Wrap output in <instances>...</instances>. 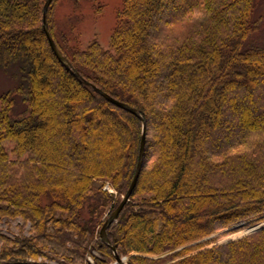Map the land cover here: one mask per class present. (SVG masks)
<instances>
[{
  "label": "trees",
  "instance_id": "1",
  "mask_svg": "<svg viewBox=\"0 0 264 264\" xmlns=\"http://www.w3.org/2000/svg\"><path fill=\"white\" fill-rule=\"evenodd\" d=\"M58 1L45 16L56 48L144 122L138 177L105 231L117 256L264 264V229L208 249L213 239L199 242L264 220V15L253 17L255 1L122 0L108 48L93 39L83 50L57 33ZM44 2L0 0V69L19 75L0 94V220L21 222L14 237L0 235V264H110L98 232L133 176L141 122L56 61Z\"/></svg>",
  "mask_w": 264,
  "mask_h": 264
},
{
  "label": "rangeland",
  "instance_id": "2",
  "mask_svg": "<svg viewBox=\"0 0 264 264\" xmlns=\"http://www.w3.org/2000/svg\"><path fill=\"white\" fill-rule=\"evenodd\" d=\"M254 1L255 8L252 13L254 14L253 17L255 19H260L264 15V0ZM121 2L122 0H95L94 3H90L89 0H59L54 5V9L52 11L57 28V33L65 39L68 46L74 49L83 50L86 45L93 39L96 40L101 48L107 49L110 34L116 23V11L120 8ZM261 32L262 29H259L256 35L255 42L261 41ZM14 70L15 69H12V67L7 69H0V94L11 90L19 82L18 72ZM107 141L108 143L110 142V145L114 143L117 146L118 144L114 140ZM197 171H195V173ZM102 189L106 190L107 193L115 194L107 183L103 185ZM237 224L224 228L217 233H214L209 237L199 241L202 242L213 239L211 243L206 245L203 249L227 244L239 238L258 232L253 231L256 228H264V220H261L254 225H243L239 228H235L234 226ZM20 226L21 222H19L18 220H0V235L5 236L6 238H12L18 233ZM21 229L23 233L26 234L28 227L27 225L25 227L22 226ZM91 255L94 257H98L96 251H92ZM121 258H123V263L126 264V257ZM87 259L88 263L92 264V258L90 256H87ZM37 260L40 261L39 258ZM246 261L249 264V259H247ZM239 262H243V260H240ZM110 264H114V262H111Z\"/></svg>",
  "mask_w": 264,
  "mask_h": 264
},
{
  "label": "water",
  "instance_id": "3",
  "mask_svg": "<svg viewBox=\"0 0 264 264\" xmlns=\"http://www.w3.org/2000/svg\"><path fill=\"white\" fill-rule=\"evenodd\" d=\"M52 2V0H45L43 7H42V19H41V27H42V31L45 37V40L48 44V47L51 51V53L53 54L54 58L56 59V61L66 70L68 71L78 82L82 83L83 85L89 87L94 93H96L97 95H99L102 99H104L106 102H108L109 104H111L112 106L121 109L133 116H135L137 119H139V121L141 122V134H140V139H139V147H138V153H137V160H136V165H135V169H134V173L133 176L131 178V181L129 183V186L125 192V194L122 196L119 204L116 206V208L110 213V215L106 218V220L104 221V223L102 224L101 228L99 229L98 232V238L101 241V243H103L104 245H106L112 252L114 259H115V264H125L123 263V258H119L115 252V248L113 246L110 245L107 236H106V228L107 226H109L112 222H114L117 218V215L119 214V212L122 210V207L124 206V204L127 202L129 195L134 187V184L136 182V179L138 177L139 174V170H140V166H141V162H142V155H143V146H144V122L141 120L139 114L137 113V111L127 105H125L124 103L118 102L112 98H110L109 96H107L106 94H104L103 92H101L99 89L95 88L94 86H92L91 84H89L88 82H86L83 78H81L79 76V74L70 66V64L68 63V61L62 56V54L59 52V50L56 48V46L54 45L50 35L48 34L47 31V26H46V20H45V16H46V11L48 6L50 5V3ZM246 223H240L235 225V228H239L243 225H245ZM233 227V228H234ZM264 228H256L253 231H259L262 230Z\"/></svg>",
  "mask_w": 264,
  "mask_h": 264
},
{
  "label": "built area",
  "instance_id": "4",
  "mask_svg": "<svg viewBox=\"0 0 264 264\" xmlns=\"http://www.w3.org/2000/svg\"><path fill=\"white\" fill-rule=\"evenodd\" d=\"M52 264H55V263H52Z\"/></svg>",
  "mask_w": 264,
  "mask_h": 264
}]
</instances>
